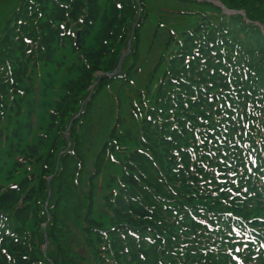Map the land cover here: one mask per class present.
I'll return each instance as SVG.
<instances>
[{"label": "trees", "instance_id": "trees-1", "mask_svg": "<svg viewBox=\"0 0 264 264\" xmlns=\"http://www.w3.org/2000/svg\"><path fill=\"white\" fill-rule=\"evenodd\" d=\"M220 1L246 16L208 0H20L0 33V264H264V0ZM153 7L191 19L165 42L128 115L115 116L89 171L79 130L100 122L96 96L122 106L120 88L144 66L139 31ZM136 21L131 53L108 75ZM96 28L98 48L87 44ZM107 34L118 42L108 52ZM67 49L76 58L58 62ZM55 63L70 77L40 102L50 88L41 74ZM94 71L102 76L68 147L61 126ZM41 107L49 123L38 132Z\"/></svg>", "mask_w": 264, "mask_h": 264}, {"label": "rangeland", "instance_id": "rangeland-1", "mask_svg": "<svg viewBox=\"0 0 264 264\" xmlns=\"http://www.w3.org/2000/svg\"><path fill=\"white\" fill-rule=\"evenodd\" d=\"M20 0H0V33L3 30V27L5 25L6 19L9 17V15L13 12V10L18 6ZM103 5L105 6V2H103ZM164 5L162 3H158L157 6ZM194 5V4H193ZM168 7L172 8H186V5L180 4V3H170L166 5ZM192 6V5H189ZM117 14V13H116ZM115 19L118 20V17L115 16ZM191 17H188L186 15H179V14H167L163 13L161 11H158L157 7H153V12H151V15L148 16V20L146 21L144 27L142 30L139 31V51L140 54L138 55V64L141 65V63L144 65L142 70L137 72L136 75H134L135 80L133 81V84L130 85L129 89H124L123 87L120 88V92L122 94L121 97V103L122 106H118V103L115 102H110V100L106 97H104L102 100H96L98 96L94 98V104L96 107V111L94 115H96L97 119L96 122L99 120L100 122L98 124H92L90 129H84L82 128L79 130V132L82 133V139H83V161L85 162L86 168L91 171L94 169V162H95V157H96V152L100 148L104 138L107 137V133L112 129V125L114 124V118L117 114H126L125 116L128 115L127 113V107L128 103H130L133 100L137 101L136 97V90L139 87H143L144 84L147 83V77L155 67V64L161 54V52L164 50L165 47V42L168 40L169 37L173 36V31H177L178 28L185 27ZM137 22H134L132 24V30H131V36L128 40L127 46L125 49L122 50L121 56L119 59V63H121L123 60L129 56L132 50V34L135 31V27L137 26ZM163 22L165 26L160 24ZM159 25V28H158ZM99 32V28H96L92 35L88 39V46L90 45H95V47L98 48L99 41L97 39ZM157 32V33H156ZM156 34V35H155ZM79 35L77 37V43H79ZM178 35V34H177ZM118 44L117 39L114 37H109L107 34L106 36H103V42L102 46H104V49L108 52L110 47H115ZM56 60L58 62H65L66 64L76 58V54L69 49L65 50L64 52H59L56 56ZM53 66L48 67L45 72L46 74H41V87L42 89L46 86L47 83H50L49 87L50 88H45V91H47L45 96H43V91L41 93L42 97H40L39 101L42 102L43 100L45 101H50L52 102L53 99H56L57 96L59 95L58 90L61 83L66 81L68 79V75L62 74V72L65 69V65L62 67L58 66L57 69L55 67L57 66V63L52 64ZM102 76V71H94L93 72V81L91 84L88 86L84 87L83 83L80 84L82 89H80L77 93L76 96H74V99L72 101H78L81 97H85L83 102L80 104L77 112L70 118L68 119L69 121L66 123L65 119L68 117V113L64 114V122L66 123L65 126H61V129H64V134L66 135L67 142H68V147L71 146V128L72 125L76 120H78L81 117V114L83 112V109L85 108V103L89 101L93 95L94 88L97 86L98 82L100 81V78ZM47 82V83H46ZM106 86L110 87V85ZM105 86V91L106 87ZM50 89V90H49ZM57 90V91H56ZM56 94V96H55ZM105 95H108L105 93ZM44 98V99H43ZM126 100H125V99ZM51 108V107H50ZM77 108V105L73 103V105L70 108L71 110H74ZM105 108L106 112H104L102 109ZM69 112V113H70ZM35 118H37L38 125L41 126V130H37L34 128V131L42 132L44 129H46L47 124L49 123V119L47 116V112H45V108L41 107L38 109V112L35 114ZM128 118V117H125ZM46 126V127H45ZM44 128V129H43ZM28 130L27 128H25ZM24 129V133L27 132ZM63 135V134H62ZM29 136V135H28ZM49 142L45 143L44 146H40L36 152V154H41L42 156L46 155L47 153V148L50 147L48 146ZM42 151V152H41ZM64 151H61L58 154L57 157V163L59 161L60 155L63 154ZM37 158L39 156H36ZM39 164V163H36ZM30 165V164H27ZM26 165V166H27ZM26 166L20 167L18 172H15V177L11 179V181L15 178H19L20 174L22 173V170L27 169ZM32 168L34 165H30ZM28 170V169H27ZM52 178V175H50L48 179V183L50 182ZM3 181H6L5 179ZM10 181V180H9ZM48 200L46 201V206L48 204Z\"/></svg>", "mask_w": 264, "mask_h": 264}, {"label": "water", "instance_id": "water-1", "mask_svg": "<svg viewBox=\"0 0 264 264\" xmlns=\"http://www.w3.org/2000/svg\"><path fill=\"white\" fill-rule=\"evenodd\" d=\"M217 3L220 4V5H222L219 1ZM119 69H120V65L118 66V69L115 71V73H117L119 71Z\"/></svg>", "mask_w": 264, "mask_h": 264}]
</instances>
